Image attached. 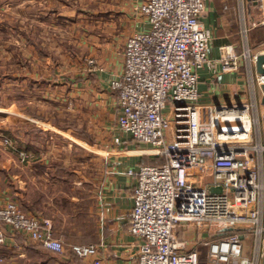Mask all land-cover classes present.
I'll use <instances>...</instances> for the list:
<instances>
[{"label":"crops","instance_id":"0c3cea01","mask_svg":"<svg viewBox=\"0 0 264 264\" xmlns=\"http://www.w3.org/2000/svg\"><path fill=\"white\" fill-rule=\"evenodd\" d=\"M139 2L125 0L121 6L122 13L129 11L136 20L132 31L125 29L123 38L108 40L89 35L82 40L88 47L85 61L66 73L35 66V5L48 15L37 25H49L53 18L58 27L65 16L59 7H54L56 17L50 11L60 0H0V137L7 134L23 142L0 146V207L15 201L26 212L49 220L65 244V252L55 254L7 226L0 264H91L93 257H78L74 245H95L102 264L137 263L142 242L131 233V220L138 177L129 171L136 173L156 157L144 153L150 146L120 129L118 91L112 82L125 66L119 41L125 47L133 33L149 28L148 19L134 13ZM201 21L210 33L209 57L219 61L222 47L232 46L239 66L230 72L222 71L220 63L216 71L200 69L199 104L219 107L255 100L263 110L261 74L244 53L248 49L253 56L264 54V6L255 0H210ZM66 114L87 122L89 137L96 139L86 150L78 149L83 156L73 160L74 169L69 162L62 167L54 161L59 147L43 144L44 137L54 139L52 132L66 129ZM21 153L27 154L26 160ZM63 168L70 170V178L58 175Z\"/></svg>","mask_w":264,"mask_h":264},{"label":"built area","instance_id":"2783aa9c","mask_svg":"<svg viewBox=\"0 0 264 264\" xmlns=\"http://www.w3.org/2000/svg\"><path fill=\"white\" fill-rule=\"evenodd\" d=\"M136 11L149 22L124 47L125 66L112 82L118 91V125L147 155L163 165L145 164L134 173L131 233L141 240L136 264H260L264 259V108L255 100L219 107L199 104L198 71L238 69L232 46L219 61L208 55L210 33L202 24L210 0H139ZM264 6V0H259ZM244 57L256 61L250 50ZM264 84V75L258 77ZM262 115V116H261ZM23 160L26 153H21ZM221 191H212L211 189ZM12 227L55 254L65 252L49 220L23 211L17 202L0 207V245ZM201 229L194 243L185 236ZM232 229V230H230ZM243 231L242 233L227 231ZM191 237V235H190ZM254 253L244 254L245 238ZM80 258L102 264L95 245H74Z\"/></svg>","mask_w":264,"mask_h":264},{"label":"rangeland","instance_id":"374dc122","mask_svg":"<svg viewBox=\"0 0 264 264\" xmlns=\"http://www.w3.org/2000/svg\"><path fill=\"white\" fill-rule=\"evenodd\" d=\"M123 1L125 2V0H60V5L53 6V9L51 8L53 11H50L51 17H56L54 7H59L61 13L65 16L62 18L65 22L61 24L60 21L58 27H56L57 24H54L53 18H51L49 25H37L41 17H46L47 11L43 10L40 5H35L34 44L35 59L37 60L35 61V66H39L41 69L45 65H48L49 67L60 68L68 73L75 65H78L79 61H85L88 47H86L82 40L88 39L89 35H92V37L99 36L103 40H108L109 38H113V36L114 38L115 36L120 38L121 33L125 29L132 31L136 20L129 11L121 12ZM136 12L135 10L134 13L136 14ZM136 16L140 15L136 14ZM119 42L124 48L125 42H121V40ZM46 60L49 61V64H42V61ZM53 116H55L54 113ZM65 119L66 129H62L63 131L61 130L58 133L52 132L54 139L44 137L43 144L49 147H59L61 151L58 152L57 159L54 161L62 163V167H64L65 162H69L71 164L69 169H74L73 167L76 165L73 163V160H77L81 155L83 156L81 154L83 151L78 149L86 150L90 143L96 142V139H93V136L92 138L89 137V124L87 122L84 121L83 123L82 120L79 123L78 118L75 117L73 119L70 114H66ZM69 127H73L74 132L70 131ZM21 143L23 142L17 143V141H14L7 134L0 137V146L7 147L12 145L16 147L22 145ZM79 151H81V155ZM158 157L161 159L160 156ZM69 171L63 168V171H58V175L62 178H70L71 174ZM19 207L25 211L20 205ZM179 231L182 240L186 236L194 243L200 242V236L204 238L208 237V233L202 232L199 228L188 233L186 227H180ZM69 235L73 236L72 234ZM243 243L244 254L252 256L254 253L252 238H245ZM201 250L202 260L205 263L207 249L201 247Z\"/></svg>","mask_w":264,"mask_h":264},{"label":"water","instance_id":"95a60500","mask_svg":"<svg viewBox=\"0 0 264 264\" xmlns=\"http://www.w3.org/2000/svg\"><path fill=\"white\" fill-rule=\"evenodd\" d=\"M255 1H256V4H258V1L259 0H255ZM255 65H256L257 72L259 74H261V75H264V54L261 53V54H258L256 56ZM262 88L264 90V84L262 85ZM262 104L264 105V99L262 101ZM263 121H264V118H263ZM211 190L212 191H219L220 192L221 191V188H219V189L212 188ZM230 230H232V229H230Z\"/></svg>","mask_w":264,"mask_h":264},{"label":"trees","instance_id":"16d2710c","mask_svg":"<svg viewBox=\"0 0 264 264\" xmlns=\"http://www.w3.org/2000/svg\"><path fill=\"white\" fill-rule=\"evenodd\" d=\"M162 159V160H161ZM161 159L159 157H156V161L153 162V165H163L165 163V159L161 157ZM228 233H232V232H238V233H242L243 231L238 230V231H227ZM203 261V260H202ZM203 264H206V258H205V263L203 262Z\"/></svg>","mask_w":264,"mask_h":264}]
</instances>
